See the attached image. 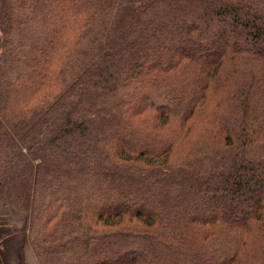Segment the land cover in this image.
I'll use <instances>...</instances> for the list:
<instances>
[{
    "label": "trees",
    "instance_id": "1",
    "mask_svg": "<svg viewBox=\"0 0 264 264\" xmlns=\"http://www.w3.org/2000/svg\"><path fill=\"white\" fill-rule=\"evenodd\" d=\"M0 201L37 264H264V0H0Z\"/></svg>",
    "mask_w": 264,
    "mask_h": 264
},
{
    "label": "crops",
    "instance_id": "2",
    "mask_svg": "<svg viewBox=\"0 0 264 264\" xmlns=\"http://www.w3.org/2000/svg\"><path fill=\"white\" fill-rule=\"evenodd\" d=\"M27 214L0 201V264H37L27 243Z\"/></svg>",
    "mask_w": 264,
    "mask_h": 264
}]
</instances>
